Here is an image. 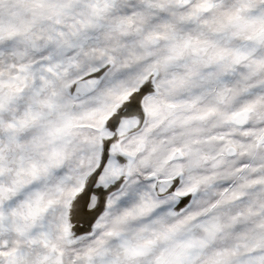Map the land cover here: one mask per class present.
Wrapping results in <instances>:
<instances>
[{
  "label": "snow or ice",
  "instance_id": "6c2138e0",
  "mask_svg": "<svg viewBox=\"0 0 264 264\" xmlns=\"http://www.w3.org/2000/svg\"><path fill=\"white\" fill-rule=\"evenodd\" d=\"M0 264H264V0H0Z\"/></svg>",
  "mask_w": 264,
  "mask_h": 264
}]
</instances>
